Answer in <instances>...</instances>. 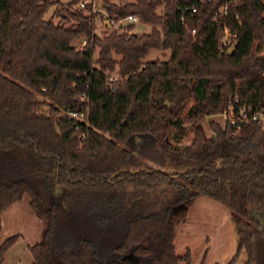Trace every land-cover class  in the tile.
I'll list each match as a JSON object with an SVG mask.
<instances>
[{
    "label": "trees",
    "instance_id": "trees-1",
    "mask_svg": "<svg viewBox=\"0 0 264 264\" xmlns=\"http://www.w3.org/2000/svg\"><path fill=\"white\" fill-rule=\"evenodd\" d=\"M81 1L0 0V231L3 212L28 194L44 221L31 264H189L177 223L203 193L233 213L228 264L242 248L254 264L264 128L213 117L236 99L264 108V0H97L111 18L151 26L100 33L102 12L85 14ZM152 49L170 54L143 60ZM86 106L82 140L63 112ZM174 128L190 144L175 147ZM20 237L0 244V264Z\"/></svg>",
    "mask_w": 264,
    "mask_h": 264
},
{
    "label": "rangeland",
    "instance_id": "rangeland-1",
    "mask_svg": "<svg viewBox=\"0 0 264 264\" xmlns=\"http://www.w3.org/2000/svg\"><path fill=\"white\" fill-rule=\"evenodd\" d=\"M68 2L70 0H62ZM119 1V0H113ZM53 6L48 16L54 10ZM104 16L96 18L97 32L105 29L102 22ZM56 21H60L58 17ZM150 25L138 24L136 31H150ZM82 46L80 41L76 42ZM169 50L152 49L143 60L152 58H167ZM117 76V74H114ZM40 100H49L47 97L38 95ZM209 119L204 120L207 132ZM185 125H188L187 123ZM175 147H185L191 142V133L179 131L174 128L169 136ZM152 164L150 160H146ZM163 191V190H162ZM254 214L261 220L259 226L264 231V215L258 211ZM44 221L37 217L30 207V196L25 194L20 200L13 203L2 214V229L0 231V244L14 234H21L18 241L6 252V264H31L32 254L28 245L35 244L41 239ZM175 247L178 255H184L187 249L191 251L189 264H228L238 249L237 235L232 211L224 204L201 193L187 208L186 216L178 220L175 237ZM254 264H264V239L256 240V253ZM247 250L242 248L233 264H245ZM179 264H187L181 260Z\"/></svg>",
    "mask_w": 264,
    "mask_h": 264
},
{
    "label": "built area",
    "instance_id": "built-area-1",
    "mask_svg": "<svg viewBox=\"0 0 264 264\" xmlns=\"http://www.w3.org/2000/svg\"><path fill=\"white\" fill-rule=\"evenodd\" d=\"M90 2V0H84L81 1L78 4V7L85 10V14H90L91 12H97L100 11L102 12V22L104 24H108L110 27L113 26H118V25H123L124 23L129 24V23H135L136 25L141 24V20L139 16L137 15H127L119 18H111L107 15V13L101 8L100 4H97V0L93 1V8L92 11L87 9V3ZM193 10L195 11L196 8L193 7ZM223 13H226L227 11V4L223 5L220 9ZM195 33V29L193 30V34ZM228 28H225V37H224V42L228 43ZM86 43V40L83 42V44ZM117 76L113 75L111 77L112 81L117 80ZM70 118L75 120V129L80 130L79 131V138L82 140H86L87 133L85 131H82V128L84 126H89L88 122V114L89 110L88 107H83L81 109L76 108V109H69L65 110L63 112ZM213 118H216L218 120H222L223 122H228L231 123L237 130H240L243 126V124L251 121H256L262 125L264 128V108L260 110H256L253 108L251 105H246L245 103H241L239 99H236L235 102H231L227 108L216 114Z\"/></svg>",
    "mask_w": 264,
    "mask_h": 264
},
{
    "label": "water",
    "instance_id": "water-1",
    "mask_svg": "<svg viewBox=\"0 0 264 264\" xmlns=\"http://www.w3.org/2000/svg\"><path fill=\"white\" fill-rule=\"evenodd\" d=\"M100 6H103V4L101 3ZM234 48H235V47L232 46V47L230 48V50H229V53H232V52L234 51Z\"/></svg>",
    "mask_w": 264,
    "mask_h": 264
},
{
    "label": "crops",
    "instance_id": "crops-1",
    "mask_svg": "<svg viewBox=\"0 0 264 264\" xmlns=\"http://www.w3.org/2000/svg\"><path fill=\"white\" fill-rule=\"evenodd\" d=\"M15 203V202H14ZM7 210V209H6ZM10 249V248H9ZM4 264H6V254H5V262H4Z\"/></svg>",
    "mask_w": 264,
    "mask_h": 264
}]
</instances>
